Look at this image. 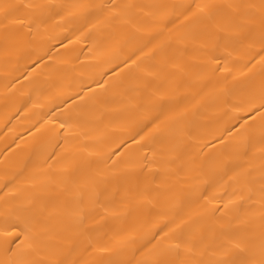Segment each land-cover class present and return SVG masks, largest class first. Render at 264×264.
<instances>
[{"label":"bare ground","instance_id":"1","mask_svg":"<svg viewBox=\"0 0 264 264\" xmlns=\"http://www.w3.org/2000/svg\"><path fill=\"white\" fill-rule=\"evenodd\" d=\"M10 5L31 7L0 10V227L33 246L0 237V264H190L176 234L262 264L264 0Z\"/></svg>","mask_w":264,"mask_h":264},{"label":"snow or ice","instance_id":"2","mask_svg":"<svg viewBox=\"0 0 264 264\" xmlns=\"http://www.w3.org/2000/svg\"><path fill=\"white\" fill-rule=\"evenodd\" d=\"M22 7H31V5H21ZM17 5H10V6H0V10L4 11V18L7 20L12 14V10L16 7H21ZM221 7H227L232 8L234 7L231 4L228 5H216V4H210V5H197V8H199L201 13H204V19H206L208 22L212 23L215 20L214 11ZM205 8L208 9L207 12H205ZM264 59V57H262ZM253 107L255 108L256 105L253 104ZM259 108H264V99H262L261 104ZM259 108L257 111H259ZM251 111V109H250ZM262 117H264V112L261 113ZM31 227L23 220H21L20 217H5L3 221V226L0 227V237L3 238V244L6 246V251L11 252L12 248L10 245L15 244L16 241L12 238L15 237L16 240H20L19 244H16L17 249L23 250L25 243L27 242V247L32 248L33 246V238L31 237ZM23 236L24 239H20V237ZM201 241L197 240L194 237H188L185 238L182 234H176L174 238V242L171 244L170 248H168V251L179 254L181 251L190 253L192 256V259L190 261V264H229L226 260H216V261H204V260H197L196 259V250L199 247ZM23 255V251L21 252ZM14 264H37L35 261H29V260H21L19 262H14ZM157 264H176L175 261H166L161 262L157 261ZM264 264V262H262Z\"/></svg>","mask_w":264,"mask_h":264}]
</instances>
